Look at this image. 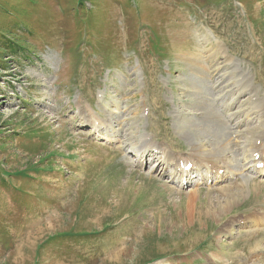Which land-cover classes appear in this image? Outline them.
<instances>
[{
  "label": "rangeland",
  "instance_id": "1",
  "mask_svg": "<svg viewBox=\"0 0 264 264\" xmlns=\"http://www.w3.org/2000/svg\"><path fill=\"white\" fill-rule=\"evenodd\" d=\"M203 28L264 97V0H0V264H264L263 226L238 224L264 184L179 187L136 161L144 128L192 147L172 111L205 106L185 62ZM104 106L111 142L80 122Z\"/></svg>",
  "mask_w": 264,
  "mask_h": 264
},
{
  "label": "bare ground",
  "instance_id": "2",
  "mask_svg": "<svg viewBox=\"0 0 264 264\" xmlns=\"http://www.w3.org/2000/svg\"><path fill=\"white\" fill-rule=\"evenodd\" d=\"M199 38L198 51L191 56H186L185 62L189 67V81L195 80L192 81L195 82L192 85L194 91L188 95L201 94L205 106L203 104L204 108L196 111L193 109L194 112H183L179 109L180 107L174 105L172 111L175 114L173 120L175 125L191 137L192 147L185 156H181L173 151L171 146L168 149L157 144L154 139H151L153 136L144 128V134L138 138V144H133L134 149L139 151V162L143 165V161L147 163L149 156L154 155L159 161L158 165L161 162L166 165L165 172L174 167L175 173L182 175L190 171L200 176L202 172L206 175L214 174L218 177L216 184L234 182L223 188L220 187L221 191L233 190L235 194L240 195L243 192L242 187L254 181L253 191L259 193L264 184L261 181L264 180L260 179L261 181L256 182L253 176L264 177V97L257 91L259 85L255 82L253 74L242 66V60L230 53L225 41H221L210 29L205 28ZM217 108H221V114ZM103 110L107 112L109 118L101 117L90 107L86 110L90 112V115L81 112L80 119L82 124L86 123L95 131L105 129L106 136L109 138L118 133V130L114 129L115 120L111 116H118L121 111L107 110L106 106ZM223 111L226 112L224 115ZM251 129H255L256 135L252 136L253 140L246 142L249 139L245 134ZM258 140L260 141L257 142ZM253 153L259 154L257 160L253 158ZM258 162H263V168L259 170L254 167ZM187 163L192 164L190 171L185 170ZM221 169L224 170V175H219ZM225 194L228 197V193ZM231 196L233 197L234 194ZM226 202L229 206L232 201L230 202L228 198ZM262 210L258 215L253 212L245 215L248 222L252 224L250 227L264 225V208ZM230 221L228 220V223L233 224Z\"/></svg>",
  "mask_w": 264,
  "mask_h": 264
},
{
  "label": "trees",
  "instance_id": "3",
  "mask_svg": "<svg viewBox=\"0 0 264 264\" xmlns=\"http://www.w3.org/2000/svg\"><path fill=\"white\" fill-rule=\"evenodd\" d=\"M80 235H83V234H80Z\"/></svg>",
  "mask_w": 264,
  "mask_h": 264
}]
</instances>
